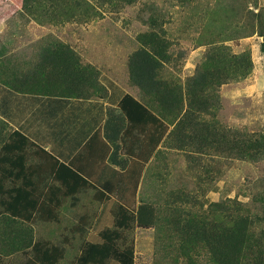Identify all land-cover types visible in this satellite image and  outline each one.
Masks as SVG:
<instances>
[{
  "label": "rangeland",
  "instance_id": "obj_1",
  "mask_svg": "<svg viewBox=\"0 0 264 264\" xmlns=\"http://www.w3.org/2000/svg\"><path fill=\"white\" fill-rule=\"evenodd\" d=\"M142 48L158 65L141 85L129 60ZM40 62L86 96L104 97L110 79L167 129L137 183L108 199H68L50 224L0 214V264H24L42 240L74 264L115 229L120 204L155 209L150 228L120 230L134 264H215L241 218L264 250V0H0V88L36 83Z\"/></svg>",
  "mask_w": 264,
  "mask_h": 264
},
{
  "label": "crops",
  "instance_id": "obj_2",
  "mask_svg": "<svg viewBox=\"0 0 264 264\" xmlns=\"http://www.w3.org/2000/svg\"><path fill=\"white\" fill-rule=\"evenodd\" d=\"M66 65L70 67L72 63L68 62ZM46 67L41 62L38 65L39 73L43 76L49 75ZM39 80L36 83L19 85L17 89L0 88V150L18 132L26 138L23 149L17 152L24 157L26 168L47 166L52 163L50 158H54L58 164L72 166L95 188L102 191L109 188V197L117 188H127V177L131 176L130 179L133 180L134 173L137 175L143 171L138 160L142 143L145 144L143 136L147 132L136 129L127 134V117L118 106V98L122 92L129 93L107 78V93L104 97L95 94L86 96L83 93L85 86L78 80L74 83V79L57 82ZM160 120L163 121L161 118ZM163 140L164 137L150 157L155 154ZM149 162L148 159L144 164L145 168ZM47 174L33 178L43 194L50 187L59 186ZM47 181L49 183L46 185ZM20 183L21 181H17L13 184L8 180L5 185L10 188ZM88 191H93L95 199L96 191L93 188L81 189L71 197H61L60 207L56 210L57 222L66 200L76 202L81 194ZM84 218L85 216L80 222Z\"/></svg>",
  "mask_w": 264,
  "mask_h": 264
},
{
  "label": "trees",
  "instance_id": "obj_3",
  "mask_svg": "<svg viewBox=\"0 0 264 264\" xmlns=\"http://www.w3.org/2000/svg\"><path fill=\"white\" fill-rule=\"evenodd\" d=\"M51 54L56 57L60 55L54 52ZM157 65L158 61L154 56L143 48L132 53L129 60L134 80L141 85L146 80L150 82L153 79L155 76L153 71ZM36 71L39 73L38 68ZM54 75L55 71L50 76L42 75L39 81L50 80ZM118 106L127 117V134L136 129H141L142 132L147 130L143 136L145 144L142 143L141 156L138 160L142 169L165 136L167 125L129 94L121 93ZM25 144L26 138L15 132L11 141L4 144L0 150V214L27 223L36 220L43 223H57L56 210L60 207L61 197H71L81 189L93 188L96 191V200L104 201L109 198V188H106L107 192L95 188L72 166L58 164L54 158H50L52 163H48L47 166L26 168L24 157L17 154ZM47 173L59 183V186H52L43 194L33 178L48 175ZM134 179L136 184L137 178ZM8 180L13 184L17 181L21 183L6 188L5 184ZM154 222L155 209L152 205L141 204L137 209L130 210L120 204L117 208L115 229H104L99 233L98 242L85 244L74 264H109L110 261H115L117 264H134V246L132 243L124 244V236L120 230H130L133 226L150 228ZM234 228L235 231L226 232L225 236L218 240L219 247L211 249L215 264H264V250L258 239L250 235L247 219H239ZM63 257L62 248L42 240L32 245L31 255L24 264H58Z\"/></svg>",
  "mask_w": 264,
  "mask_h": 264
}]
</instances>
